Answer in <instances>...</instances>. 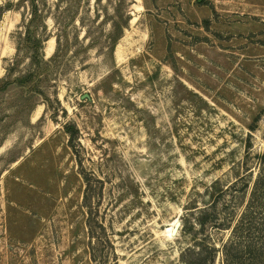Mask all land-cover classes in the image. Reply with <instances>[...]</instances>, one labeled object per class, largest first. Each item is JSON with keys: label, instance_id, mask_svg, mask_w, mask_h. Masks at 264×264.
Wrapping results in <instances>:
<instances>
[{"label": "rangeland", "instance_id": "374dc122", "mask_svg": "<svg viewBox=\"0 0 264 264\" xmlns=\"http://www.w3.org/2000/svg\"><path fill=\"white\" fill-rule=\"evenodd\" d=\"M262 154L264 0H0V264H223Z\"/></svg>", "mask_w": 264, "mask_h": 264}, {"label": "trees", "instance_id": "16d2710c", "mask_svg": "<svg viewBox=\"0 0 264 264\" xmlns=\"http://www.w3.org/2000/svg\"><path fill=\"white\" fill-rule=\"evenodd\" d=\"M25 36L27 47L32 49L30 59L38 65L42 58L41 50L44 40H31V32L28 28L25 30ZM244 178L245 176L238 178L226 191L236 188L237 183ZM223 193V191L219 192L217 197ZM200 215L196 219L200 227L213 219L208 209H203ZM227 225H230V222L224 218L221 222L215 221L213 228L221 230ZM216 252L215 246L206 245L203 248L193 246L184 250L183 258H187L185 261L187 264H215ZM221 253L223 264H264V154L258 157L257 173L250 187L246 204L235 220L228 240L222 244Z\"/></svg>", "mask_w": 264, "mask_h": 264}, {"label": "water", "instance_id": "95a60500", "mask_svg": "<svg viewBox=\"0 0 264 264\" xmlns=\"http://www.w3.org/2000/svg\"><path fill=\"white\" fill-rule=\"evenodd\" d=\"M179 226H180V223L175 222V224L173 225L172 231H171V236H174L177 233Z\"/></svg>", "mask_w": 264, "mask_h": 264}, {"label": "bare ground", "instance_id": "6f19581e", "mask_svg": "<svg viewBox=\"0 0 264 264\" xmlns=\"http://www.w3.org/2000/svg\"><path fill=\"white\" fill-rule=\"evenodd\" d=\"M173 228V227H172Z\"/></svg>", "mask_w": 264, "mask_h": 264}]
</instances>
